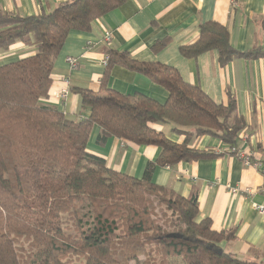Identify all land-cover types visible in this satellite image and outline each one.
<instances>
[{
	"label": "trees",
	"instance_id": "trees-1",
	"mask_svg": "<svg viewBox=\"0 0 264 264\" xmlns=\"http://www.w3.org/2000/svg\"><path fill=\"white\" fill-rule=\"evenodd\" d=\"M126 1L68 0L49 14L0 13V52L17 43L36 51L0 65V264H170L171 258L182 264H260L224 251L235 231L216 232L209 218L200 219L196 195L185 198L152 183L158 167L217 155L191 147L195 138L237 148L245 120L231 93L219 104L175 67L108 50L99 91L72 89L80 97L77 116L47 104L69 36L90 33ZM167 44L158 42L153 51ZM210 52L218 53L222 67L264 58V47L236 49L228 28L216 21L201 24L198 40L180 48L187 59ZM115 67L165 89L166 102L109 88ZM94 126L98 145L117 138L157 147L160 154L142 179L119 173L89 151ZM157 127L170 128L182 142Z\"/></svg>",
	"mask_w": 264,
	"mask_h": 264
},
{
	"label": "crops",
	"instance_id": "crops-1",
	"mask_svg": "<svg viewBox=\"0 0 264 264\" xmlns=\"http://www.w3.org/2000/svg\"><path fill=\"white\" fill-rule=\"evenodd\" d=\"M65 1L68 0H0V13L21 17L49 14ZM210 21L225 25L232 45L240 51L264 47V0H127L97 20L90 33L69 36L55 64L47 104L56 106L65 114L77 116L80 97L72 89L99 91L108 50L127 52L139 63L175 67L187 83L199 86L219 104H226L227 93H231L245 120L237 149L249 152L253 160L264 164V58L235 59L222 67L217 52L194 59L184 58L180 53L182 46L198 40L200 25ZM106 35H110L108 42ZM164 40H168L167 46L154 52L155 44ZM35 53L33 46L17 43L8 51L0 52V65ZM69 57L79 60L76 71L69 69ZM66 77L70 78L68 98L56 101L54 93L65 88L63 78ZM109 88L127 95L142 93L160 103L168 98L165 89L122 67L112 70ZM157 129L164 131L174 142L183 140L170 128ZM98 134L99 129L94 126L89 151L104 158L109 168L137 179L143 178L147 164L155 162L160 154L157 147L128 144L117 138L98 145ZM191 147L217 155L179 163L173 168L158 167L152 183L185 198L196 195L200 219L209 218L216 232L235 231L236 237L222 244L224 251L246 261L264 264V215L255 208V205L264 207V196L259 193L264 186L262 172L245 165L217 138H195ZM247 190L255 192L248 195Z\"/></svg>",
	"mask_w": 264,
	"mask_h": 264
},
{
	"label": "built area",
	"instance_id": "built-area-1",
	"mask_svg": "<svg viewBox=\"0 0 264 264\" xmlns=\"http://www.w3.org/2000/svg\"><path fill=\"white\" fill-rule=\"evenodd\" d=\"M105 40L108 42L110 40V35H106ZM89 45H91L89 43ZM108 60V57H105L104 59V65L106 66V62ZM67 63L69 65V69L71 71H76L79 67V60L77 58L74 57H69L67 58ZM63 82L65 85V88L61 91H58L56 93H54V98L56 101L62 102L67 100L69 92H70V78L66 77L63 78ZM230 152L233 153L235 156H237L239 159L243 160L244 164L247 166H254L255 168H257L258 170H260L264 176V164L262 161L260 160H253L252 158V154H250L247 151H241L237 148H232L230 149ZM233 192H237V190H233ZM255 191L252 190H247L246 193L248 195H253ZM259 193L264 196V186L261 188V190H259ZM256 210L264 215V207L263 206H259V205H255Z\"/></svg>",
	"mask_w": 264,
	"mask_h": 264
},
{
	"label": "rangeland",
	"instance_id": "rangeland-1",
	"mask_svg": "<svg viewBox=\"0 0 264 264\" xmlns=\"http://www.w3.org/2000/svg\"><path fill=\"white\" fill-rule=\"evenodd\" d=\"M169 261H170V264H182V261L178 258H171ZM174 261H176V262H174Z\"/></svg>",
	"mask_w": 264,
	"mask_h": 264
}]
</instances>
